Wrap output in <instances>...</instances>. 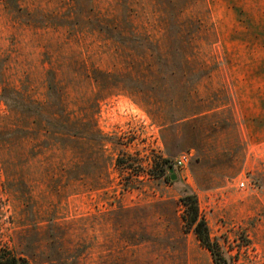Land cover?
Segmentation results:
<instances>
[{
  "label": "rangeland",
  "instance_id": "obj_1",
  "mask_svg": "<svg viewBox=\"0 0 264 264\" xmlns=\"http://www.w3.org/2000/svg\"><path fill=\"white\" fill-rule=\"evenodd\" d=\"M188 192L227 264H264V0H0V245L215 264Z\"/></svg>",
  "mask_w": 264,
  "mask_h": 264
},
{
  "label": "trees",
  "instance_id": "obj_2",
  "mask_svg": "<svg viewBox=\"0 0 264 264\" xmlns=\"http://www.w3.org/2000/svg\"><path fill=\"white\" fill-rule=\"evenodd\" d=\"M4 99L9 103L8 96ZM11 105V104H10ZM168 166V160H163L159 164L161 171L160 175H165ZM181 201L185 206V213L183 219L188 227H192L199 238L201 244L207 248L212 255L215 264H227V259L224 258L217 249L216 242L210 238L207 222L199 213L198 199L194 192H188L181 197ZM0 264H32L26 258L17 256L10 249L4 248L0 245Z\"/></svg>",
  "mask_w": 264,
  "mask_h": 264
},
{
  "label": "built area",
  "instance_id": "obj_3",
  "mask_svg": "<svg viewBox=\"0 0 264 264\" xmlns=\"http://www.w3.org/2000/svg\"><path fill=\"white\" fill-rule=\"evenodd\" d=\"M191 153L190 152H184L182 153L181 155H179L177 157V159L175 160V165L177 166H182V165H185L187 164V162L189 161L190 157H191ZM241 186H244V182L242 181L241 182Z\"/></svg>",
  "mask_w": 264,
  "mask_h": 264
},
{
  "label": "water",
  "instance_id": "obj_4",
  "mask_svg": "<svg viewBox=\"0 0 264 264\" xmlns=\"http://www.w3.org/2000/svg\"><path fill=\"white\" fill-rule=\"evenodd\" d=\"M170 172H171V175H170L171 178H175L177 176L173 168H170Z\"/></svg>",
  "mask_w": 264,
  "mask_h": 264
}]
</instances>
